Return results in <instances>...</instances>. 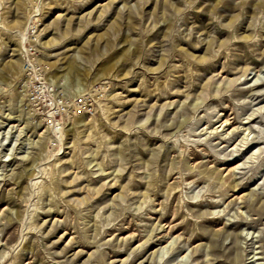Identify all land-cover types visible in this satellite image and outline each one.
<instances>
[{"label":"clouds","instance_id":"9594fccd","mask_svg":"<svg viewBox=\"0 0 264 264\" xmlns=\"http://www.w3.org/2000/svg\"><path fill=\"white\" fill-rule=\"evenodd\" d=\"M91 3L0 0V125L16 115L29 130L11 129L7 153L8 133H0V201L18 206L0 217V264H76L80 253L69 245L94 248L82 264H114L106 250L123 252L129 240L102 239L106 230L129 226L121 220L130 215L147 244L165 227L150 222L154 212L180 216L185 227L163 234L171 243L145 256L149 264L177 249L186 255L167 264H264V143L226 170L246 142H264V89L243 82H264V0H121L103 46L97 39L49 51L93 22L87 12L80 28L61 29L59 13L70 25ZM44 17L56 19L38 30ZM48 28L56 38L42 41ZM224 111L237 122L231 131ZM9 157L19 162L10 168ZM116 184L111 203H92ZM241 188L243 197L234 196ZM54 212L63 218L45 231L41 214ZM61 225L73 237L56 251L47 237ZM193 238L201 242L192 246Z\"/></svg>","mask_w":264,"mask_h":264},{"label":"rangeland","instance_id":"374dc122","mask_svg":"<svg viewBox=\"0 0 264 264\" xmlns=\"http://www.w3.org/2000/svg\"><path fill=\"white\" fill-rule=\"evenodd\" d=\"M121 0H117L115 4H113L111 7H108L109 0H92V3L88 6H86L84 12H80L78 15L71 16V23L69 25L67 18L64 17L63 11L59 13L61 16V29L65 27H71L73 30L76 28L81 27V19L85 16L87 12L91 13V23L85 21L84 26L82 27L81 34L78 37H69L62 43L55 44L52 48L49 49V51L52 52H63L65 49H68L69 51L73 50V47H81L82 43L80 42H87L89 40H97L99 39L101 46H103L106 42V34L107 29L110 25H112L115 22V15L117 8L120 5ZM107 8V11L105 9ZM101 18L100 23H95L97 18ZM56 17H52V19H48L47 17L42 18L38 21V30H43L47 27L48 24L52 23ZM55 29L54 28H48L47 31H43V34L41 35L42 41H47L49 39L56 38L54 36ZM116 51H119L118 49ZM54 59V57H53ZM109 58L105 57V60L100 61V63H105ZM51 71V70H50ZM130 79V77H129ZM245 84L252 85L255 89H260L261 87H258L259 84H262L263 82H259L256 80L255 77H253L252 80H245L243 81ZM264 89V84L261 85ZM131 99V98H130ZM83 102V101H81ZM261 106H264V101H261ZM81 114L83 115V111H81ZM229 113L227 111H224L221 119L225 120L228 119ZM258 119L257 116H252L247 122H245V127H247V124H255L256 120ZM4 123L0 125V133L7 132L8 138L7 142L3 145V151L5 153L14 150L13 145L15 142V138L17 136L16 132L11 131L12 128L18 127L20 129V132L23 134H27L29 130L25 129L23 127V124L20 120L17 119L16 115L12 116H4L3 117ZM219 123V122H217ZM237 122L232 121L228 119V121L224 124V129H227L231 131L235 126ZM42 131V129H41ZM244 137H241L243 139ZM0 139H3V137H0ZM224 142V141H222ZM236 143H239L237 141ZM257 143H264V142H257L255 140L246 142L243 146V148L240 149V152L237 156L233 157L231 161L227 162L226 164V170H233V167L235 165H239L240 167H243L244 161L240 160L239 157L244 155V153H248L249 156L252 155V153L248 152L249 148H252L254 144ZM17 147L19 145H16ZM235 147V144L232 145ZM61 157H63V152L60 153ZM247 159V157H246ZM18 159L16 157H9L4 163L8 167H14L16 163H18ZM236 167V168H240ZM107 176L105 177H97V180H106ZM23 183V182H22ZM87 181L81 180L77 184H73L72 188L79 189L81 188ZM5 188L10 187V183H5ZM94 187H98L99 185L97 183H93ZM245 194V190L243 188L234 190L233 195L234 196H241ZM71 196L76 197H83L85 195L82 191H73L70 193ZM120 195V186L118 184L112 185L111 188H105L104 192H102L99 196H97L92 203L96 204L98 201H103L104 203H111V199L115 196ZM178 193H174L173 195V202H175L176 196ZM159 200V198H157ZM158 207V204H157ZM215 207H222V205L213 206V210ZM9 208H13L14 210L18 208L17 205H15L14 202H10L8 200L0 201V217L3 216V214L7 213ZM63 214L62 213H48V214H41V222L46 221L44 224V230L47 231L50 227H52L54 220H62ZM181 219L180 216H177L173 218L170 214L165 215L163 219L160 218L159 212H154L150 214V222L160 223L165 225V227L161 230V232L156 233V236L159 237V239H155L152 241H149L147 244H144L142 238L139 236L138 232L136 231V225L134 223H131V216L125 215L121 223L129 225L127 227L121 228L119 230L115 228H110L106 230V235L102 237V239H107L109 241L114 239H120V238H128L129 243L125 247V250L123 252H115L113 253L111 249H107L106 251L109 252L110 258L114 261V264H121L122 261L126 260L128 252L130 249L135 247H140L141 251L134 256L132 261H128V264H139L140 260H144V264H149L148 260H145L144 257L148 256L150 253H155L157 249L165 248L168 246V244L171 243V240L167 238V236L163 235L165 233L169 234L172 237H176L180 235L184 231V225L179 223V220ZM175 225L174 227L169 229L168 225ZM15 227V224L10 225L8 229H6L4 236L7 237L10 232H12L13 228ZM35 234H33L34 236ZM73 237V233L66 229L64 225H61L58 228H53V231L51 234L47 237V242H51L53 240H56L57 243L53 245L54 250L60 251L64 248V245L68 243L70 238ZM201 241L198 238H193L191 241L192 246H197ZM31 243V237L28 241L25 242V247H27ZM94 251L93 247L83 246V245H69L68 247V253H80L76 258V264H82V262L87 259V256L89 253ZM187 250H184L182 252L179 251V249L174 250L173 252L169 253L167 257L164 259V264H167L168 260H172L173 258L179 256L186 255ZM62 257H56V259H61ZM153 264H157V262H153Z\"/></svg>","mask_w":264,"mask_h":264},{"label":"bare ground","instance_id":"6f19581e","mask_svg":"<svg viewBox=\"0 0 264 264\" xmlns=\"http://www.w3.org/2000/svg\"><path fill=\"white\" fill-rule=\"evenodd\" d=\"M264 84V82L262 83V84H259L258 85V87H261L262 88V86L261 85H263ZM260 88V89H261ZM259 90V89H258ZM225 121L227 122L228 121V119H225ZM236 167H240L239 165H235L234 167H233V169H236ZM240 197V196H239ZM241 198H242V196H241ZM166 225V224H165Z\"/></svg>","mask_w":264,"mask_h":264}]
</instances>
